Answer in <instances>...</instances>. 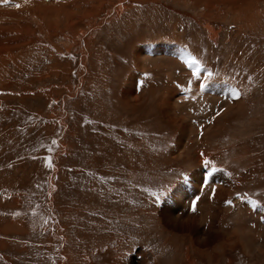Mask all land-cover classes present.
Returning a JSON list of instances; mask_svg holds the SVG:
<instances>
[{
	"label": "rangeland",
	"instance_id": "obj_1",
	"mask_svg": "<svg viewBox=\"0 0 264 264\" xmlns=\"http://www.w3.org/2000/svg\"><path fill=\"white\" fill-rule=\"evenodd\" d=\"M198 170L232 240L162 215ZM0 264H264V0H0Z\"/></svg>",
	"mask_w": 264,
	"mask_h": 264
},
{
	"label": "bare ground",
	"instance_id": "obj_2",
	"mask_svg": "<svg viewBox=\"0 0 264 264\" xmlns=\"http://www.w3.org/2000/svg\"><path fill=\"white\" fill-rule=\"evenodd\" d=\"M138 53H139L138 61L142 62V63H143V61L146 60L144 53L145 54L150 53V55H152V60L156 56L162 57L161 55L163 54V53H159L157 51H153L150 49L140 50ZM142 67H144L143 64H142L140 70L135 72L136 75L138 73L140 74L142 72V70H143ZM133 79L136 82V78L134 77ZM195 90H193V91H195ZM130 92L129 91L125 92L126 98L130 101H134L136 99V97L134 96L132 91H130ZM234 94L235 93L232 91V94H229L228 98H233ZM177 96L178 95H175V93H172V92L170 93V95H169V93L166 94L165 98L163 99L164 104H165V109H166L165 112L173 121H185V119H182V117H181L183 114H180V116H179V114L176 112V108H178V106H179V103H178L179 98L181 97V96L180 97H177ZM181 100H182V97H181ZM228 112H230V109H229V111L223 110L221 113L219 112L220 114L217 117L218 118H224L225 116H227ZM185 122L187 123V121H185ZM189 126H191L189 123L187 124L186 127L182 126L183 129L181 128L182 130L180 131V135L178 138L179 143L172 150L171 155L181 156L182 153L184 152V150L187 148L185 144L187 143L186 138L190 137L189 133H188ZM191 130H192V126L190 128V131ZM195 135L197 136L195 138V140H196L195 144H197V145L201 144L202 136H200L198 134H195ZM201 148L196 146L195 148H192L191 152L195 157L194 159L198 160V165L199 166L201 165L202 167H204L202 165V163L204 162L206 157L203 158L204 154H202L200 152ZM205 168H206L205 171H208L209 173H211L210 168H207V167H205ZM202 173L203 172L200 173L199 170L197 172L193 173V179H190L191 180L190 182L188 181L187 183H183L180 187H178L174 190L170 199L168 198L166 200L167 203L164 207V214H162V215L164 216L165 220L168 223H170V225L172 227L186 229V231H191V233L193 232V237L195 238V242L199 245H208L209 243H211L212 240L220 239L221 237H222V239H225V237H226V241L232 240L233 237H235V236H232L233 235L232 233L234 231H232L230 233L229 231L226 230V233L222 232V234H220L219 231L215 230L216 225H214L216 223V218L218 216V212H220L222 209L225 208L223 206V201H224L223 199L226 196L228 189L230 188V180H229L230 177L224 171H220V172H216V173L214 172L213 176L208 175L205 177H206V179L207 178L209 179V177L210 178L212 177V180H214L215 183H208L205 181L204 186H202V188H200L201 186L199 187V185H200L201 179L203 178ZM208 191L210 193L213 192V194H212L213 198H212V200H209V201L206 200V198H204V196L208 193ZM195 193H201L200 198H204L203 203H202L204 205L201 206V210L198 211L196 216H194V212H192V211H191V213H186L184 210H181L182 205H184L185 199L188 198L189 200H191V197ZM195 196H197V195H195ZM228 207H230V206H228ZM175 208L178 209L177 213L173 212V209H175ZM197 216L199 217V219H197ZM204 219H206V221L208 220L209 223L206 226V230H201L199 227L200 226L199 222H197V220L202 221ZM230 234H232V235H230Z\"/></svg>",
	"mask_w": 264,
	"mask_h": 264
},
{
	"label": "crops",
	"instance_id": "obj_3",
	"mask_svg": "<svg viewBox=\"0 0 264 264\" xmlns=\"http://www.w3.org/2000/svg\"><path fill=\"white\" fill-rule=\"evenodd\" d=\"M166 50H168V49H166ZM179 56V55H176V54H172V56ZM160 57V56H159ZM180 57H182V59H185L183 56H180ZM193 90H195V89H193ZM212 90V89H211ZM225 90V89H224ZM222 91V93H223V96H225L226 97V91ZM230 91V90H229ZM214 92V91H213ZM191 95V94H190ZM206 99H208V96L206 97ZM202 103V102H201ZM203 104H205V102L203 103ZM220 113L222 112V111H219ZM218 112V114L217 115H219L220 113ZM201 136V135H200ZM196 146H194V148H195ZM204 163H202V165H203ZM204 166V165H203ZM207 168H210V169H212V167L211 166H207ZM192 178V177H191ZM198 203V202H197ZM199 204V208H200V206H203L204 204H200V202L198 203Z\"/></svg>",
	"mask_w": 264,
	"mask_h": 264
},
{
	"label": "snow or ice",
	"instance_id": "obj_4",
	"mask_svg": "<svg viewBox=\"0 0 264 264\" xmlns=\"http://www.w3.org/2000/svg\"><path fill=\"white\" fill-rule=\"evenodd\" d=\"M4 2H7V0H4ZM17 7H18V5H17ZM191 63L195 64L196 61L195 60H192ZM201 87H203V85H201ZM193 211H195V208L194 207H193Z\"/></svg>",
	"mask_w": 264,
	"mask_h": 264
}]
</instances>
